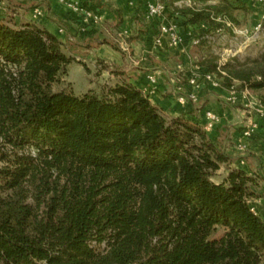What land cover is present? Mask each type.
<instances>
[{
  "label": "trees",
  "instance_id": "1",
  "mask_svg": "<svg viewBox=\"0 0 264 264\" xmlns=\"http://www.w3.org/2000/svg\"><path fill=\"white\" fill-rule=\"evenodd\" d=\"M188 1L199 46L250 12ZM73 62L46 29L0 20V264H264L259 178L216 182L229 157L206 130L127 81L58 90ZM221 69L229 90H264V52Z\"/></svg>",
  "mask_w": 264,
  "mask_h": 264
},
{
  "label": "crops",
  "instance_id": "2",
  "mask_svg": "<svg viewBox=\"0 0 264 264\" xmlns=\"http://www.w3.org/2000/svg\"><path fill=\"white\" fill-rule=\"evenodd\" d=\"M154 1L0 0V20L12 21L15 27L30 24L46 29L62 42L69 56L78 53L87 61L95 59L108 64V68L102 70V80L109 84L127 81L149 95L151 102L166 117H185L202 127L219 150L229 157L224 179L228 171L235 168L259 178L257 197L252 205L264 218V118L257 114L250 116L251 112L235 108L229 102L227 88L206 87L200 80L196 86L189 83L196 66L201 67L202 73L208 72L197 59L200 47L193 45L196 28L187 25V19L180 11L191 2H177L167 7L162 17L148 20L147 5ZM246 2L254 15L263 14L257 10L264 0ZM210 3L214 4L213 1ZM68 4L77 5L80 11L69 9ZM35 10L42 11L43 17L36 19ZM86 12L99 17L100 21L86 22ZM164 22L177 26L182 39L177 48L156 44L159 27ZM76 63L90 69L88 62ZM219 79L224 82V77ZM192 96L196 97V102L190 100ZM208 112L220 118L210 131L206 129ZM247 132L250 134L245 137ZM241 145L245 147L244 152L238 150ZM237 154L240 157L236 159Z\"/></svg>",
  "mask_w": 264,
  "mask_h": 264
},
{
  "label": "rangeland",
  "instance_id": "3",
  "mask_svg": "<svg viewBox=\"0 0 264 264\" xmlns=\"http://www.w3.org/2000/svg\"><path fill=\"white\" fill-rule=\"evenodd\" d=\"M212 1L214 4L218 3L217 0ZM201 6L202 5L200 4L199 7ZM257 12L263 14L261 16L260 14H257L258 16L254 15L251 9L249 13L241 14V16H239L240 26L236 27L231 23L233 28L230 34L225 32L220 37L210 40L209 43L199 46L200 49L198 50V55L200 57L198 56L197 59L200 61V64L204 66V70L215 74L217 78H221V75L217 70L218 67L222 68L227 63L234 60L244 63L249 59L257 58L262 52H264V2L263 6L259 7ZM5 22L13 26L12 21ZM239 31L243 33H239ZM72 56L75 58V62L69 66L68 76L65 78L63 85L57 88L58 90L71 91L76 96H82L92 89L99 93L103 87L115 85L107 83L100 77L102 70L108 68V64H105L104 61H95V59L87 61L83 55L78 53ZM76 62H88L90 69L88 68L87 70L84 65ZM85 65L87 66L86 63ZM221 83L220 87L226 88L224 82L221 81ZM205 86L208 87L207 84H205ZM235 90L241 92L245 89ZM249 91L251 92L252 97L258 99L264 106V90ZM234 107L248 113L251 112L252 114H250V116L256 115L254 111L247 109L242 102ZM239 157L240 154L235 156L236 159ZM228 168L229 164H223L218 173L215 174L214 180L216 182H221L226 176ZM222 233L223 231L219 230L215 234V237L221 236Z\"/></svg>",
  "mask_w": 264,
  "mask_h": 264
},
{
  "label": "built area",
  "instance_id": "4",
  "mask_svg": "<svg viewBox=\"0 0 264 264\" xmlns=\"http://www.w3.org/2000/svg\"><path fill=\"white\" fill-rule=\"evenodd\" d=\"M251 1L262 2L263 0H251ZM68 8L74 11H80L79 7L75 4H68ZM166 10H167V5L164 3V0H155L154 2L147 5L146 19L152 20L154 18H160L164 15ZM34 17L36 19L42 18L43 12L40 10H35ZM85 21L98 23L100 21V18L93 16L90 13L86 12ZM217 22L221 23L222 25L228 28H231V29L233 28L230 22L224 21L220 18L217 19ZM239 33H243V32L239 31ZM203 39L210 41L213 39V37L207 35ZM201 40L202 38L198 36L194 37L193 45L199 46L201 43ZM155 42L159 46H164L170 49L177 48L182 43V39L178 32L177 26L174 25L173 23H168V22L162 23L159 27ZM218 70H219L220 75L225 78L226 75L222 71L221 67L218 68ZM199 80H201L203 83L207 85H210L213 88H220L222 84L220 79L217 78L215 74H212L209 72L202 73L201 67L196 66L194 73L189 80V83L193 86H196ZM229 91H230L229 102L231 104L237 105L242 102L247 109L254 111L257 115H260L262 118H264V106L262 102H260L258 99H254L249 90H243L241 92H237L235 89H231ZM190 100L192 102L197 101L195 96H192ZM206 118L208 120L206 129L209 131L212 130L215 127V125H217L220 122V118L212 112L206 113ZM249 134H250L249 132L245 133V137H248ZM238 150L244 152L245 147L241 145L238 147Z\"/></svg>",
  "mask_w": 264,
  "mask_h": 264
}]
</instances>
